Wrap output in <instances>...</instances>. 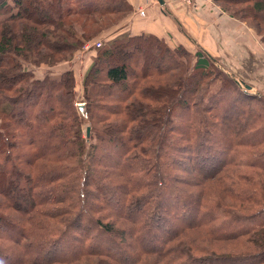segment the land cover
<instances>
[{"label": "trees", "instance_id": "1", "mask_svg": "<svg viewBox=\"0 0 264 264\" xmlns=\"http://www.w3.org/2000/svg\"><path fill=\"white\" fill-rule=\"evenodd\" d=\"M217 1L232 18L251 19L264 44V0ZM118 3L125 8L0 0V264H264V150L250 149L264 142L255 136L264 93L200 48L147 33L109 37L131 12ZM87 43L94 57L79 111L72 70H33L69 61ZM227 88L255 110L243 148L215 134V118L224 123L232 111L218 102ZM102 99L112 101L104 116L94 112Z\"/></svg>", "mask_w": 264, "mask_h": 264}, {"label": "crops", "instance_id": "2", "mask_svg": "<svg viewBox=\"0 0 264 264\" xmlns=\"http://www.w3.org/2000/svg\"><path fill=\"white\" fill-rule=\"evenodd\" d=\"M126 2L131 12L121 25L108 31L109 37L147 33L163 38L172 47L182 45L190 52L200 48L251 90L261 88L264 92V44L254 26L232 18L212 0H195L192 5L180 0H163L162 4L156 0L147 5L144 0Z\"/></svg>", "mask_w": 264, "mask_h": 264}, {"label": "rangeland", "instance_id": "3", "mask_svg": "<svg viewBox=\"0 0 264 264\" xmlns=\"http://www.w3.org/2000/svg\"><path fill=\"white\" fill-rule=\"evenodd\" d=\"M110 1H111V3L113 2L114 4H116L117 7L121 6V8H123V9L125 8L123 3H122V5H120L118 3V0H110ZM212 1L215 2L216 5L219 4V2L217 0H212ZM73 2H74V0H70V3L72 5H73ZM244 6H245L244 3H239L237 5H232V7L235 10H237L238 8L244 9ZM240 14H241V12H240ZM243 14H245L244 10H242V15ZM125 17H123L122 20H121L120 19V15H118L117 18H119V21L117 22V24L112 25L113 28H114V26L116 27V26L121 25V23H122V21L124 20ZM246 17H243L241 19V21H245L249 25L254 26L255 29H256V25L252 23L251 19H247ZM97 40H100V39L98 38ZM138 44H141V43L138 41ZM185 48L189 49L187 47H185ZM93 57H94V51L93 50H90V51H83V50H79L78 51L77 50V51H75L73 53V58L71 60H69V61L68 60L67 61L63 60V61L58 62L57 64L51 65V67H47V66H45V64H41L37 68H34L33 71L35 72V76L36 77L37 76L38 77H42L44 74H47V73H49V74H60V73H62L64 71H66V69L72 70L73 75H74V79H75V84H76L75 85V89H74V95H73V98L75 99V103L74 104H76V106L78 107V110L81 111L83 105L80 106V108L78 106V105L84 103V101H83V99H84L83 98L84 97V90H83V84L81 83V80H82V76H83L84 72L87 70L86 68L91 63V59ZM166 65H167V62H164V63L160 64L159 66L166 67ZM0 72H2V74H4L3 70H0ZM216 75L217 74L215 72H212L210 74V77L213 79V77L216 76ZM210 77L209 78H204V79L200 78V77H197V79L202 80V82H206V81L210 80ZM226 84L230 85L228 82H226ZM211 86H212L211 90L216 89L218 86H220V81L215 80V82H213ZM256 88H257V86H256ZM259 89H260L259 91L264 93L261 88H259ZM114 90H115L114 92L116 94H118V90L117 89H114ZM112 92L113 91H110V92H107V93H104V94H105V96H109L110 93H112ZM221 94H222V96L224 98H223V100H219L218 102L219 103L221 102L222 108L227 103L226 106H229V110L231 109L232 111H230L231 114H230V116H228V120H226L224 123L221 121L219 116H217V118H215L216 123L218 124V127L220 129V130H215V134H216L217 137H221V135H225L226 136V134H227L228 136L233 137V140L235 142L237 140H239V141H237L239 143V145L235 146V149L236 148H241V147L243 148L245 146L243 144H246V143H244L245 140L249 141V137L248 136L254 135L251 132V130H247L246 126L249 124V121L251 120L252 116H254L255 110L251 108L252 104H250L248 99H245L240 94H237L236 92L232 91V89H228L227 88ZM218 102H216L217 106L219 105ZM111 103H112V101L108 102V100H106V99L101 101L100 104H99L100 107L97 110L96 109L94 110L95 114L98 113L100 116H104L106 114L105 107L106 106L110 107ZM254 105L256 107H260V105L257 102H255ZM199 106L196 107V108H193L192 111H195V110L197 111L199 109L198 110V113H199V115H198L199 119L198 120H201L202 116L205 115V112L202 111L201 107H199ZM186 113H187L186 111L185 112L183 111V114L181 115L180 119H182V120H187L188 119V121L191 120L190 114L188 113V115H189V118H188V115ZM220 115H221V113H220ZM192 119H193V116H192ZM213 119H214V116H213ZM99 120H100V118L98 120L96 118V119H94V122H96V121L99 122ZM86 125L87 124L84 122L82 124V126H81V127H83V130H84L83 135L86 134L85 131H86L87 127H88V126L86 127ZM258 129H257L258 132L255 133V136H257L258 134H264V125H262V127L260 126ZM241 145H243V146H241ZM238 146H241V147H238ZM255 148L256 149L260 148V149L264 150V142L260 146H255L254 148L251 146L250 149L255 150ZM236 161L240 162V160H238V159H236ZM248 162H249V160H248ZM184 163L187 165L186 167H188V165L190 164L189 160H185ZM237 166H238V164H237ZM238 169H240V168H238ZM243 170L248 171V172H254L255 171V169H253L251 167H248V168L243 169ZM233 178H234V180H236L240 184L243 183V181L240 180L239 178H236V177H233ZM253 180L256 181V177ZM184 188H185V190H187L188 188H193V187H186L185 186ZM193 189H197V188H193ZM261 218H264V213H261V215H259L257 219H261ZM85 222L86 221H84L82 223V227L83 228H84ZM77 223H79V222H77ZM87 223L88 222H86V224ZM181 236H179L180 239L181 238H183V239L186 238L185 236H183V237H181ZM64 240L66 241L67 238L64 239ZM106 241H107V243L109 242L110 245H113V243L108 241L107 239H106ZM218 249H220V248H218Z\"/></svg>", "mask_w": 264, "mask_h": 264}, {"label": "built area", "instance_id": "4", "mask_svg": "<svg viewBox=\"0 0 264 264\" xmlns=\"http://www.w3.org/2000/svg\"><path fill=\"white\" fill-rule=\"evenodd\" d=\"M151 1H156V0H144V3L145 5L149 4ZM183 4H186V5H192L194 3L195 0H180ZM202 1H205V2H208V1H211V0H202ZM139 13L140 14H144L145 13V10H144V7H141L139 9ZM94 44L98 47L101 45V41L100 40H95L94 41ZM90 47V44L87 43L83 46V49L82 50H87L88 48Z\"/></svg>", "mask_w": 264, "mask_h": 264}, {"label": "water", "instance_id": "5", "mask_svg": "<svg viewBox=\"0 0 264 264\" xmlns=\"http://www.w3.org/2000/svg\"><path fill=\"white\" fill-rule=\"evenodd\" d=\"M160 4H162L163 3V0H157ZM237 83L239 84H242L245 88H250L249 87V85L248 84H246V83H243V81L242 80H237ZM83 104H80V105H78L79 106V108H80V106H82ZM88 132H89V127H87V129H86V135L88 134Z\"/></svg>", "mask_w": 264, "mask_h": 264}]
</instances>
